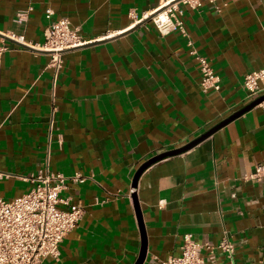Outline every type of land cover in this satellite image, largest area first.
<instances>
[{
  "label": "crops",
  "instance_id": "crops-1",
  "mask_svg": "<svg viewBox=\"0 0 264 264\" xmlns=\"http://www.w3.org/2000/svg\"><path fill=\"white\" fill-rule=\"evenodd\" d=\"M163 0H0V45L6 36L45 41L52 21L68 19L86 38L118 34L64 55L11 50L0 64V196L15 199L32 176L83 175L62 194L85 214L43 264H159L178 256L185 235L218 246L225 235L233 257L216 249L209 264H264V166L260 107L190 151L134 178L151 158L180 149L239 112L249 101L245 77L264 70V0H220L183 8L192 40L162 36L133 18ZM33 10L24 21L19 14ZM209 59L220 91H203L197 56ZM264 96V95H263ZM144 233V236H143Z\"/></svg>",
  "mask_w": 264,
  "mask_h": 264
},
{
  "label": "built area",
  "instance_id": "built-area-1",
  "mask_svg": "<svg viewBox=\"0 0 264 264\" xmlns=\"http://www.w3.org/2000/svg\"><path fill=\"white\" fill-rule=\"evenodd\" d=\"M204 2L212 4L219 12L220 0H163L158 8L143 15L142 19L133 18L132 28L143 21H151L156 30L167 36L179 33L192 48V40L182 20L183 8L199 10ZM33 10L19 14L18 21H24ZM54 11L46 10L49 26L45 31L42 44H32L24 36L9 34L0 45V64L2 56L11 50L33 49L50 57L49 67L59 72L64 65V55L105 41L118 34H107L100 38H86L68 19L52 21ZM202 76L201 86L204 92L220 91V79L214 74L208 58L197 56ZM244 89L249 101H255L264 95V70L248 74L244 79ZM258 107L264 114V102ZM1 176V174H0ZM255 182L264 180V166L256 167L249 177ZM31 189L21 197L3 199L0 196V264H43L48 259L59 260L61 246L68 235L77 228L84 217L85 209L73 204L70 198L62 197L69 184H84L87 179L76 174L67 178L61 174L39 172L27 180ZM216 249L227 258L234 255V245L225 235L218 246L208 242L200 243L192 235H185L178 256H171L159 264H209L215 260Z\"/></svg>",
  "mask_w": 264,
  "mask_h": 264
},
{
  "label": "water",
  "instance_id": "water-1",
  "mask_svg": "<svg viewBox=\"0 0 264 264\" xmlns=\"http://www.w3.org/2000/svg\"><path fill=\"white\" fill-rule=\"evenodd\" d=\"M262 102H264V96L258 98L257 100H255L254 102H252L251 104H249L248 106H246L245 108H243L242 110H240L239 112L233 114L232 116H230L229 118H227L226 120L222 121L220 124H218L217 126H215L214 128H212L211 130H209L208 132H206L205 134H203L201 137L197 138L196 140L192 141L191 143L187 144L186 146L177 149V150H173V151H169L160 155H157L153 158H151L150 160H148L147 162H145L141 168L138 170L135 178H134V182L133 185L134 187H136L140 177L142 176V174L149 169L150 167L166 160L172 157H176L179 155H182L188 151H190L191 149H193L194 147L198 146L199 144H201L202 142H204L205 140H207L208 138H210L211 136H213L214 134H216L218 131H220L221 129H223L224 127H226L227 125H229L230 123H232L233 121H235L236 119L242 117L243 115H245L246 113L252 111L253 109H255L258 105H260ZM144 236V233H143ZM146 258V244H145V237H144V243H143V249H142V253L140 255L139 260L137 261L136 264H143Z\"/></svg>",
  "mask_w": 264,
  "mask_h": 264
}]
</instances>
